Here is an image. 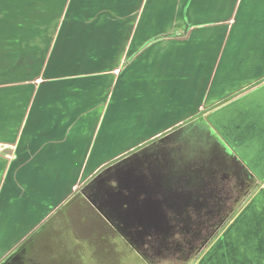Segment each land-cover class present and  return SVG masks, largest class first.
<instances>
[{
    "label": "crops",
    "instance_id": "1",
    "mask_svg": "<svg viewBox=\"0 0 264 264\" xmlns=\"http://www.w3.org/2000/svg\"><path fill=\"white\" fill-rule=\"evenodd\" d=\"M169 1L174 8L168 11L182 16L164 33L191 25L190 35L141 46L122 72L113 66V86L105 94L104 79L94 85L89 77L90 60L115 59L118 52L90 54L83 38L101 41L71 29L73 11L112 0H1L0 253L8 251L17 228H38L64 205L74 181L98 173L106 154L228 95L236 98L215 113L231 124L226 136L245 167L264 177V0H139L131 10L164 13ZM191 12L199 14L192 18ZM171 171L180 172L164 167L143 175L162 188L149 198L164 201ZM260 181L230 222L193 252L192 264H264ZM183 186L178 180L173 188Z\"/></svg>",
    "mask_w": 264,
    "mask_h": 264
},
{
    "label": "rangeland",
    "instance_id": "2",
    "mask_svg": "<svg viewBox=\"0 0 264 264\" xmlns=\"http://www.w3.org/2000/svg\"><path fill=\"white\" fill-rule=\"evenodd\" d=\"M169 3L164 13L131 10L134 5L140 7L139 0H112L101 8L73 11L71 30L74 35L80 36L81 30H87L89 37L101 41L96 45L92 42L94 38H90L87 44L83 38V50L90 54L99 50L115 51L117 56L120 53L119 61L117 56L97 60V55L90 60L89 77L94 85L96 80L100 83L101 78L104 79L105 94L113 86V66L118 65L122 72L129 58L147 39L169 32L177 25L182 12L168 11L174 8L173 2ZM198 14L190 13L192 18ZM73 43L76 48L80 45L76 40ZM124 53L129 56L124 57ZM228 96L203 103L192 117L172 127H162L160 134L147 133L148 137L120 148L118 153L106 154L98 173L79 175L60 224L38 238L40 256L48 257L55 250L61 253L50 258L51 263H42L192 264L193 252L198 253L218 232L217 208L224 196L218 194L217 184L226 183L231 176L240 181L241 186L246 183L240 173L245 162L226 136L225 129L231 124H223L224 118L215 113L236 98ZM164 167L180 172L167 173L169 182L163 192L168 196L163 202H157L148 196L162 190L160 182H148L143 175ZM262 175L251 173L256 179L253 190L257 189L258 180L261 186ZM162 176L165 180V175ZM223 176L225 178H221ZM178 180L184 184L179 191L173 188ZM36 228H17L10 237L8 251L0 253V261Z\"/></svg>",
    "mask_w": 264,
    "mask_h": 264
},
{
    "label": "trees",
    "instance_id": "3",
    "mask_svg": "<svg viewBox=\"0 0 264 264\" xmlns=\"http://www.w3.org/2000/svg\"><path fill=\"white\" fill-rule=\"evenodd\" d=\"M192 26L189 25L185 31L181 32L180 30H177L175 33H161L158 35H155L154 37L150 38L143 46L160 39L165 38H185L190 35ZM246 170L252 173L250 169ZM252 178V176H251ZM249 179L247 181L249 182V185L244 184V187H242V191H237L235 187H229V184L226 182H221L220 184H217V192L218 194L224 196V201L220 204V206L217 208L219 212V216H217V229H222L226 226L228 222L232 219V217L238 212V210L242 207L244 202L252 195L253 193V183L255 182L254 179ZM221 191V193H220ZM79 195V194H77ZM75 199V198H73ZM71 202H67L62 207L57 209L49 218H47L38 228H36L29 236L25 238V240L20 244L24 246H28L29 252L27 254L28 260H32L30 263L27 262V264H44L42 262H50V258H53L57 256L60 250L51 251L49 254V258L45 256H40V252L38 251V248L40 247L38 238L42 237L43 235H47L52 228L58 226L60 224L62 218L61 215L64 212L66 206H68ZM67 253V252H65ZM72 257V256H71ZM51 263V262H50Z\"/></svg>",
    "mask_w": 264,
    "mask_h": 264
},
{
    "label": "water",
    "instance_id": "4",
    "mask_svg": "<svg viewBox=\"0 0 264 264\" xmlns=\"http://www.w3.org/2000/svg\"><path fill=\"white\" fill-rule=\"evenodd\" d=\"M29 252L28 246L19 245L9 254H7L1 261L0 264H27V254Z\"/></svg>",
    "mask_w": 264,
    "mask_h": 264
},
{
    "label": "flooded vegetation",
    "instance_id": "5",
    "mask_svg": "<svg viewBox=\"0 0 264 264\" xmlns=\"http://www.w3.org/2000/svg\"><path fill=\"white\" fill-rule=\"evenodd\" d=\"M240 173H241L242 177H244V179H245V182L246 183H244V184H246V185L249 184L250 181H247V180H249L251 178L250 172L248 170H246L244 167L241 166L240 167ZM221 178H225V176H223ZM235 179H236L235 177L233 178V176H231L230 178L226 179V182L229 181V183H228L229 184V187H233V188L235 187V189L237 191H242V187H244V185L241 186L240 185V181H237ZM251 179H253V178H251ZM31 261L32 260H28L29 263Z\"/></svg>",
    "mask_w": 264,
    "mask_h": 264
}]
</instances>
